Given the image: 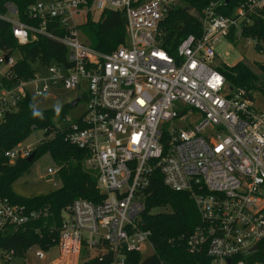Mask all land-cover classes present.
Returning <instances> with one entry per match:
<instances>
[{
    "label": "built area",
    "instance_id": "obj_1",
    "mask_svg": "<svg viewBox=\"0 0 264 264\" xmlns=\"http://www.w3.org/2000/svg\"><path fill=\"white\" fill-rule=\"evenodd\" d=\"M231 1H212L200 16L201 36L188 35L175 54L162 47L160 24L178 0L37 2L27 11L35 24L9 18V13L17 16L11 4L7 14L0 13L19 44L41 35L68 50L66 60L56 61L42 78L37 66L46 63H33L32 75L26 76L19 49L0 46V126L28 96L85 84L87 92L79 99L88 109L79 117L58 116L67 124L55 126L89 151L85 165L97 173L105 196L100 202L75 199L63 212L55 244L31 247L22 256L2 250L0 264H27L30 250L43 260L53 248L60 252L53 264L96 259L124 264L127 253H142L146 245L154 249L151 231L140 225L156 172L167 187L190 193L195 202L200 223L183 236L190 252L207 253L213 264H230L229 259L248 264L253 247L264 251V111L246 90L229 85L221 70L226 64L213 65L222 40L233 45L245 40L264 53L261 38L245 34L264 21V0H233L231 13H221ZM106 10L122 11L127 18L128 42L110 53L83 42L79 31ZM195 110L201 113L196 121L191 119ZM177 121L188 124L181 128ZM35 148L17 145L4 154L13 162L27 159ZM47 172L55 176L58 169ZM40 215L0 198L1 230L20 229Z\"/></svg>",
    "mask_w": 264,
    "mask_h": 264
},
{
    "label": "trees",
    "instance_id": "obj_2",
    "mask_svg": "<svg viewBox=\"0 0 264 264\" xmlns=\"http://www.w3.org/2000/svg\"><path fill=\"white\" fill-rule=\"evenodd\" d=\"M212 1L214 0H183L182 5L170 8L160 24L162 47L175 54L177 47L188 35L201 36L203 28L200 16ZM233 2L232 0L227 7H222L220 12L229 15ZM35 3L37 0H0V13L7 14L8 4H11L17 9V17L21 21L35 24L37 21H32L27 13L28 8ZM84 29L86 43L104 53H110L128 42L127 18L122 11L106 10L98 21L90 18L84 24ZM245 34L258 35L264 49L263 20L257 21ZM0 46L19 49L23 55L20 66L26 76L32 75L33 63L65 61L68 54L63 44L41 35L26 44H19L13 36L12 25L1 19ZM221 70L232 88L246 90L252 100H255L256 93L264 97V62L239 61L232 66L226 64ZM32 104L42 117L33 115L30 107ZM71 107V104L60 107L57 115L56 108L38 109L33 97L28 96L21 101L16 112L7 115L0 126V198L41 213L20 229H0V251L13 250L22 256L31 247L47 249L58 240L63 212L75 199L100 202L105 198L97 187V173L85 165L89 151L72 144L67 139L68 131H58L53 122ZM37 130L43 131L44 138L36 146V156L32 162L27 159L12 162L5 157V151L14 148ZM46 154L51 155L57 166L59 186L51 193L30 198L16 193L14 183L30 170L34 161ZM144 205L140 226L151 231L154 253L144 260L139 252L127 253L124 264H213L207 253L190 252L183 238L200 223V216L190 193L170 189L163 183L161 174L156 172L146 190ZM154 209L163 211L153 213ZM109 260L96 259L89 264H109ZM246 260L248 264L264 263L262 247L251 253Z\"/></svg>",
    "mask_w": 264,
    "mask_h": 264
},
{
    "label": "rangeland",
    "instance_id": "obj_3",
    "mask_svg": "<svg viewBox=\"0 0 264 264\" xmlns=\"http://www.w3.org/2000/svg\"><path fill=\"white\" fill-rule=\"evenodd\" d=\"M179 4H183V0H178ZM39 4H51L53 0H37ZM11 19H15L16 14L9 13L7 15ZM100 17V13L97 12L95 18L98 19ZM84 24L79 26L80 31V39L83 42H86L85 39V31ZM216 53L218 55L217 59L213 62V65L217 64H227L234 65L239 61H246L249 63H263L264 62V53L257 52L253 45H247L245 40H242L238 45H233L228 43L226 40H222L215 46ZM57 62L55 60L50 61L49 63L42 64L37 66L38 74L40 77H48L49 76V67L52 65H56ZM87 92V86L85 84L82 85L78 90H65V89H54L51 88L47 93L43 96H34L33 100L36 107L40 110L54 109L57 106L62 107L66 104L72 103L77 98L85 96ZM255 106L264 111V97L258 93L255 94L254 100ZM88 109L87 101L85 99H81L76 107H71L67 113L74 117H79ZM201 113L195 110L194 115L191 117L192 120L196 121L200 118ZM53 122L61 127L66 126V120H62L61 118H55ZM190 122V121H189ZM188 122L186 121H177L176 126L185 128ZM51 138V137H50ZM43 139V131L37 130L34 131L26 140L21 141L17 145L23 144H33L35 147L39 144V142ZM56 164L54 163L50 154H46L43 157L37 159L32 164L30 170L21 178H19L14 183V190L16 193L23 197H34L41 194L51 193L59 186V180L57 175L49 176L48 168H56ZM163 211L162 209H154L153 213H158ZM154 253V249L150 245H146L145 249L141 253L142 260L149 257ZM46 259L39 260L35 256L34 250H30L27 254V264H53L55 260L60 257V252L58 248H53V250L49 252H45Z\"/></svg>",
    "mask_w": 264,
    "mask_h": 264
},
{
    "label": "water",
    "instance_id": "obj_4",
    "mask_svg": "<svg viewBox=\"0 0 264 264\" xmlns=\"http://www.w3.org/2000/svg\"><path fill=\"white\" fill-rule=\"evenodd\" d=\"M228 1H229V0H226V2H228ZM186 10H188V8H186ZM79 101H80V99L77 98V99H75L74 101H72L71 105H72L73 107H76ZM35 156H36V153L33 152V153L27 158V161H28V162H32V161L34 160ZM256 250H257V246L253 247L251 251L254 252V251H256ZM229 262H230V264H232V259H229Z\"/></svg>",
    "mask_w": 264,
    "mask_h": 264
},
{
    "label": "clouds",
    "instance_id": "obj_5",
    "mask_svg": "<svg viewBox=\"0 0 264 264\" xmlns=\"http://www.w3.org/2000/svg\"><path fill=\"white\" fill-rule=\"evenodd\" d=\"M30 107L32 108V112H33V115H34V116L42 117V114H41L40 112H38V111L35 110L33 104L30 105ZM59 111H60V108H59V106H57V108H56L57 115L59 114Z\"/></svg>",
    "mask_w": 264,
    "mask_h": 264
}]
</instances>
